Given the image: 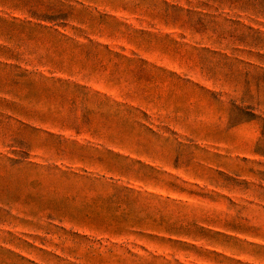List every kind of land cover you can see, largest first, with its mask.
<instances>
[{
	"label": "rangeland",
	"instance_id": "obj_1",
	"mask_svg": "<svg viewBox=\"0 0 264 264\" xmlns=\"http://www.w3.org/2000/svg\"><path fill=\"white\" fill-rule=\"evenodd\" d=\"M0 264H264V0H0Z\"/></svg>",
	"mask_w": 264,
	"mask_h": 264
}]
</instances>
